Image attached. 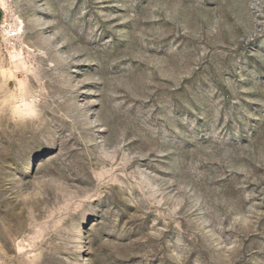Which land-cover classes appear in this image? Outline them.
Listing matches in <instances>:
<instances>
[{"label":"rangeland","instance_id":"obj_1","mask_svg":"<svg viewBox=\"0 0 264 264\" xmlns=\"http://www.w3.org/2000/svg\"><path fill=\"white\" fill-rule=\"evenodd\" d=\"M0 9V264H264V0Z\"/></svg>","mask_w":264,"mask_h":264},{"label":"crops","instance_id":"obj_2","mask_svg":"<svg viewBox=\"0 0 264 264\" xmlns=\"http://www.w3.org/2000/svg\"><path fill=\"white\" fill-rule=\"evenodd\" d=\"M1 19H2V11L0 9V21H1Z\"/></svg>","mask_w":264,"mask_h":264}]
</instances>
